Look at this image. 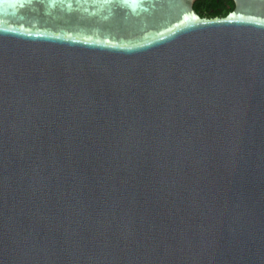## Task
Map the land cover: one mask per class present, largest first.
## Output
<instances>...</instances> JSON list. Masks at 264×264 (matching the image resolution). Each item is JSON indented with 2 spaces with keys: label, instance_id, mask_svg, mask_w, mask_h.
Returning a JSON list of instances; mask_svg holds the SVG:
<instances>
[{
  "label": "water",
  "instance_id": "1",
  "mask_svg": "<svg viewBox=\"0 0 264 264\" xmlns=\"http://www.w3.org/2000/svg\"><path fill=\"white\" fill-rule=\"evenodd\" d=\"M0 0V264H264V0Z\"/></svg>",
  "mask_w": 264,
  "mask_h": 264
},
{
  "label": "trees",
  "instance_id": "2",
  "mask_svg": "<svg viewBox=\"0 0 264 264\" xmlns=\"http://www.w3.org/2000/svg\"><path fill=\"white\" fill-rule=\"evenodd\" d=\"M233 0H196L194 9L203 17H221L234 8Z\"/></svg>",
  "mask_w": 264,
  "mask_h": 264
}]
</instances>
